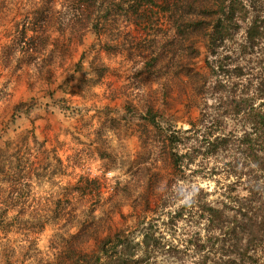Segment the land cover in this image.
Instances as JSON below:
<instances>
[{
	"label": "rangeland",
	"instance_id": "1",
	"mask_svg": "<svg viewBox=\"0 0 264 264\" xmlns=\"http://www.w3.org/2000/svg\"><path fill=\"white\" fill-rule=\"evenodd\" d=\"M61 1L0 0V150L10 144L14 151L26 135L22 159L31 165L32 193L45 209L58 213L42 231L19 230L13 223L18 206L8 204V225L0 221V264H63L74 250L69 234H78V248L90 250L96 237L142 220L156 219L160 233L170 236L163 221L196 197L226 204L230 214L240 203L256 206L242 187L229 188L239 178L238 169L245 179L257 175L238 151L187 157L184 172L177 173L148 120L151 110H159L168 131L196 124L186 132L194 134L189 144L211 134L210 122L228 101L221 90H211L216 83L207 78L203 33L172 44L168 39L174 30L162 19L159 25L168 35L160 34L152 48L149 40L122 35L121 45L108 51L102 43L113 32L99 37L88 30L78 39L58 31ZM24 25L27 31L21 35ZM194 43L197 56L187 48ZM255 60L233 58L232 67L245 68L240 77L246 95L259 87ZM224 119L231 129L235 122ZM222 134L214 131L211 140ZM17 163H11V177L17 175L12 174ZM2 176L0 197L12 187ZM187 222L186 217L181 224Z\"/></svg>",
	"mask_w": 264,
	"mask_h": 264
},
{
	"label": "trees",
	"instance_id": "2",
	"mask_svg": "<svg viewBox=\"0 0 264 264\" xmlns=\"http://www.w3.org/2000/svg\"><path fill=\"white\" fill-rule=\"evenodd\" d=\"M61 7L59 21L56 20L58 31L78 39L88 30L99 37L113 32V37L102 43L108 51L121 45L122 35L130 41L149 40V48H152L153 43L159 42L157 37L165 34L159 25L162 19H167L174 30L175 36L168 39L172 44L179 37L188 36L189 40L202 32L206 39L207 78L216 83L212 91L216 88L225 93L226 107L220 117L210 122L211 134L204 141L194 140L191 144L188 140L194 134L186 132L192 131L196 124L192 123L186 131H168L160 111L151 110L148 120L156 141L169 149L177 173L184 172L187 157L193 160L199 153L210 155L227 151H238L257 172L256 176L245 179L246 173L238 169L234 171L239 175L237 182L229 185L233 191L236 187L246 190L248 202L256 206L240 203L230 214L226 204L220 207L196 197L170 214L168 221H163L170 236L160 233L156 219L150 223L142 220L136 226L118 228L112 234L96 237L90 250L78 248V234H69L74 250L63 264H264V181L259 184V180H264V0H62ZM52 11L57 13L56 8L51 7L50 15H54ZM123 23L130 28L128 31L124 30ZM26 31L24 25L19 34L25 35ZM187 48L194 56L200 54L195 43ZM234 57H256L260 82L252 95H246L248 87L241 81L245 68L232 67ZM199 90L207 92L204 86ZM260 99L263 100L257 102ZM225 116L235 122L231 129L225 126ZM30 131L35 136L34 127ZM214 131L223 134L211 140ZM25 137H20L13 145L14 151H10V144L0 150V175L6 182H12L9 195L0 197V221L8 225L5 217L11 204L12 208L18 206L13 219L17 229L42 231L58 213L45 209L42 200L32 193L28 175L31 165L28 158L22 159ZM205 143L207 150L203 152ZM183 149L190 152L184 153ZM14 160L18 163L12 174L17 175L11 177ZM233 160L230 162L235 168ZM236 199H240V195H236ZM186 217L189 224H181Z\"/></svg>",
	"mask_w": 264,
	"mask_h": 264
}]
</instances>
